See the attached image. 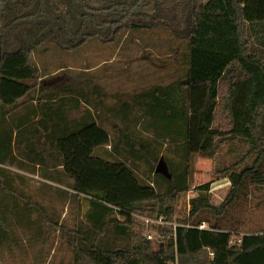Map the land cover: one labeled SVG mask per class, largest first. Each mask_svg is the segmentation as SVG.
Listing matches in <instances>:
<instances>
[{"label": "trees", "instance_id": "trees-1", "mask_svg": "<svg viewBox=\"0 0 264 264\" xmlns=\"http://www.w3.org/2000/svg\"><path fill=\"white\" fill-rule=\"evenodd\" d=\"M0 3V202L8 179L3 165L17 160V140L32 143L22 137L31 126L22 129L20 122L8 119L38 87L42 71L35 53L49 46L76 51L91 41L115 43L129 32L165 31L169 40L184 43L185 78L156 87L141 106L150 119L147 129L182 144L183 168L163 157L170 176L157 172L160 152L154 144L137 141L128 128L116 125L120 157L102 154L112 136L91 114L39 130L41 152L33 159L43 163L50 145L73 195L90 200L88 226L73 230L72 236V230L68 232L75 264H264V230L242 235L232 231L243 223L237 212L250 187L264 186V0ZM234 141L247 144L248 155L255 156L239 170L241 162L220 171L231 182L225 201L214 205L211 182L201 184L189 201L188 216L178 218L176 204L192 188V158H213L221 145ZM129 158L145 159L156 179L144 181ZM137 215L162 219L164 223L148 225L159 235L156 242L144 233L146 224ZM204 222L210 227L200 228ZM2 225L0 216V234ZM50 225L63 227L58 221ZM105 228L113 241L123 239L126 244L100 243L98 231Z\"/></svg>", "mask_w": 264, "mask_h": 264}, {"label": "rangeland", "instance_id": "rangeland-1", "mask_svg": "<svg viewBox=\"0 0 264 264\" xmlns=\"http://www.w3.org/2000/svg\"><path fill=\"white\" fill-rule=\"evenodd\" d=\"M168 35L165 31L135 34L129 32L123 41L115 43L91 41L76 51L49 46L35 53L42 73L48 75L42 80L46 84L41 82L42 85H47L45 87L51 85L50 88L93 91L91 110H84L85 106H82L80 111L70 112V117L80 118L87 112L106 127L112 136V143L100 150L102 154L120 157L115 150L120 137L114 130L116 125L128 128L126 131L137 141L150 140L160 152V158L166 157L177 168L185 165L182 144L167 137H159L153 129H147L145 126L150 119L144 115V107L141 106L147 99L145 95L150 94L156 87H166L185 78L187 65L184 43L173 38L169 40ZM116 100L119 105L121 100L128 104L126 116L122 117V113L114 110L118 107L115 105ZM106 107L114 108L105 111ZM106 116H109L108 119ZM31 142L29 145L34 146V149L29 151L28 143H18L17 140L13 149L17 160L3 165L7 169L8 179L7 189L1 192L0 202V216L3 220L0 264H75L74 251L68 242V232L69 229L72 230V236L73 230L88 226L90 200L73 195L74 192L69 187L70 179L58 166L60 158L55 149L48 145V149L43 152L44 162L36 163L39 160L33 157H38L36 153L41 152L39 138L36 137ZM123 146L124 144L120 149ZM254 156L248 155V145L239 141L221 145L213 158L195 155L191 160L192 188L177 202L176 216H188L189 201L197 194L196 187L207 182H211V202L214 205L224 202L231 182L228 174L220 171L226 166L241 162L237 166L239 170L250 164ZM127 162L144 181L153 182L156 179L145 159L129 158ZM166 166L169 168L167 162ZM246 196V201L243 199L237 212L243 223L232 230L240 235L264 230V186L252 185ZM136 218L146 224L144 233L156 242L159 235L150 230L148 225L158 224L159 220L142 215H137ZM52 221H58L64 228L51 227ZM203 224L210 227L206 222ZM98 234L102 244H126L123 239L113 241L108 228L104 232L98 231Z\"/></svg>", "mask_w": 264, "mask_h": 264}, {"label": "crops", "instance_id": "crops-1", "mask_svg": "<svg viewBox=\"0 0 264 264\" xmlns=\"http://www.w3.org/2000/svg\"><path fill=\"white\" fill-rule=\"evenodd\" d=\"M46 76L48 75L42 73L38 80L36 91L32 93V96L25 100L23 98L20 106L13 111L11 116H9L8 120L11 124L20 122L22 129H24V126L26 125L31 126L29 130L25 132V135L23 130V138L26 136L28 138L30 137V140H34L41 135V131L39 130H43L45 125L55 127V124L61 122L62 119L66 122H69L70 120H81V117L84 115L80 118H71L70 112L76 110L80 111L82 106H85L84 110H86V108L91 110L90 105L93 103L92 90L85 89V91L79 92L75 89L68 90L66 87L50 88L51 85L45 87L47 85L44 86L41 82L46 84L45 80L42 81ZM145 96L148 98L147 94ZM115 105H118V107L114 110L122 113L123 115H121L124 117V111L127 109L126 103L121 100L119 105V101L117 102L116 100ZM114 107L111 109L106 107L104 110L109 111ZM85 115H87V112H85ZM108 117L109 116H106L105 118L108 119ZM33 133L36 134V136L32 137L31 134ZM25 141L27 142L28 140Z\"/></svg>", "mask_w": 264, "mask_h": 264}, {"label": "water", "instance_id": "water-1", "mask_svg": "<svg viewBox=\"0 0 264 264\" xmlns=\"http://www.w3.org/2000/svg\"><path fill=\"white\" fill-rule=\"evenodd\" d=\"M156 171L164 175L170 176L169 168H167L166 162L163 157L160 158L156 167Z\"/></svg>", "mask_w": 264, "mask_h": 264}, {"label": "built area", "instance_id": "built-area-1", "mask_svg": "<svg viewBox=\"0 0 264 264\" xmlns=\"http://www.w3.org/2000/svg\"><path fill=\"white\" fill-rule=\"evenodd\" d=\"M159 222L163 223L162 219H159ZM205 227H206L205 224H202V225L200 226V228H205ZM149 238H150V237H149Z\"/></svg>", "mask_w": 264, "mask_h": 264}]
</instances>
